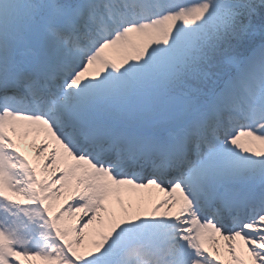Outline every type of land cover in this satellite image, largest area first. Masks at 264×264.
<instances>
[{
    "label": "snow or ice",
    "instance_id": "obj_1",
    "mask_svg": "<svg viewBox=\"0 0 264 264\" xmlns=\"http://www.w3.org/2000/svg\"><path fill=\"white\" fill-rule=\"evenodd\" d=\"M0 264H264V0H0Z\"/></svg>",
    "mask_w": 264,
    "mask_h": 264
},
{
    "label": "rangeland",
    "instance_id": "obj_2",
    "mask_svg": "<svg viewBox=\"0 0 264 264\" xmlns=\"http://www.w3.org/2000/svg\"><path fill=\"white\" fill-rule=\"evenodd\" d=\"M21 150L25 151L27 154H29L31 156L32 154V151H31V148H29L27 146V143L21 145ZM127 204V201H125V205ZM78 215V214H77Z\"/></svg>",
    "mask_w": 264,
    "mask_h": 264
}]
</instances>
